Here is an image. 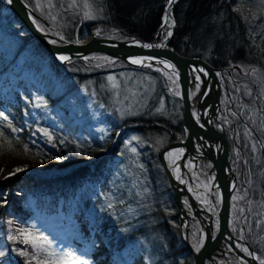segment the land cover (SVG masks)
I'll use <instances>...</instances> for the list:
<instances>
[{
	"label": "rangeland",
	"instance_id": "1",
	"mask_svg": "<svg viewBox=\"0 0 264 264\" xmlns=\"http://www.w3.org/2000/svg\"><path fill=\"white\" fill-rule=\"evenodd\" d=\"M24 2L34 12V20L38 27L50 36L56 38L63 36L62 40L73 43L77 40L81 43L92 35L127 40L119 32L107 28L102 23L100 0H88L95 17L91 19L84 16V0H76L78 7L72 8L68 7L72 0H24ZM240 2L246 11L250 9L248 17L259 19L264 30V0ZM6 3L7 0H0V94H6L10 83L15 82L10 89L11 94L6 95L14 100L16 95H19L22 101L28 104L26 124L34 128L33 130L47 141L52 150L57 151V147L52 143L50 129L44 124L70 130L76 135H80L84 129L96 135L97 139L93 155L88 157L56 156L45 161L6 159L1 168L3 171H0V179L14 177L22 179L19 177L25 176L51 178L74 169L81 171L80 168L83 166L92 164L95 155L104 154L112 138L120 134L116 151L118 154L116 158L120 161L119 163L117 161L108 179L105 181L97 178L88 179V176L92 177L87 173L88 180L78 182L76 187L69 181L60 184L64 190L61 187L63 193L59 195V201L69 203L74 209L69 214H75L76 211L80 216L79 220H72L69 217L66 221L62 220V210L55 215L43 210L31 213L34 195L29 194L30 191L26 193L25 189L30 188L32 182L22 185L30 222L27 227L19 228L15 235L16 239L20 236L26 246L24 251H16V256H21L24 264H29V261L30 264H36V261L31 260L32 246L24 243L25 236L19 235L21 232H33L47 237L52 249L75 250L77 255H83L89 264H99L105 259L114 264H132L134 259L138 258L141 259V263L135 264H153L157 258L149 254L148 244L136 235L133 238L128 236L133 234V228L156 221L158 216L154 217V213L165 217L167 224L174 228L178 227L179 232L180 229L184 231L178 218L176 200L171 194L172 190L168 189V180L161 164L155 158V155L170 142L183 140L186 136L183 128L182 102L180 95L175 94L179 92V86L176 87L165 75L166 72L170 75L172 71L159 66H138L141 70H129L125 68L124 61H117L118 59L102 53L90 54L86 56L89 57L87 60L71 59L73 62L68 64L70 71L75 70L88 75L96 72L105 73L99 85L94 82L96 77L84 80L78 96L75 94L55 104L54 99L63 93L62 84L54 78L53 71L39 59L37 53L29 48V45L33 44L32 40H25L28 35L26 30L21 27V23L13 16ZM37 4L44 6L38 8ZM48 4L54 7L49 8ZM53 16L54 20L51 18ZM85 22H92L94 28L81 40L79 34L84 32L81 27ZM97 32L100 34L97 35ZM23 43L26 45L23 46ZM92 57H108L112 63ZM109 76L114 77V81H109ZM225 76L229 79L228 91H223L220 99V116L230 141L231 164L237 176L232 196L230 228L235 237L245 236L248 241L251 239L254 245L264 252V73L254 68L235 65L231 71V78H228L227 73ZM173 80L178 84L175 76ZM20 83L26 87H19ZM113 83L117 86L113 87ZM154 113H163L167 118L166 128H170L169 132L154 134L150 138L134 133L121 137L122 130L118 127L124 124L125 120ZM177 150L179 149L174 151L173 156ZM141 153L145 154L144 157L150 164L147 168L139 160ZM184 162L188 171L193 172L192 179L198 186L203 188L204 185L210 184L212 175L208 174L204 167L201 168L197 164L194 168L190 161ZM17 167L24 170L11 176L6 173ZM149 171L153 173V179L148 177ZM193 193L199 202L209 198L201 192ZM47 195L50 197V194ZM234 196L237 199L234 200ZM203 205L207 207V204ZM59 222L62 224L59 225ZM3 224L4 220L0 214V228ZM188 228V241L194 250H197V245H200L203 237L201 225L193 218L189 220ZM104 230H108V233ZM0 252L6 255L11 251L1 247ZM20 252H26L28 255H20ZM15 254L12 253V257ZM4 255L0 256V264H8L7 259H3ZM257 256L260 259L258 254ZM226 257L228 264H240L234 256L226 254ZM41 259L51 261L52 258L41 254ZM217 264L225 263L218 260Z\"/></svg>",
	"mask_w": 264,
	"mask_h": 264
},
{
	"label": "trees",
	"instance_id": "2",
	"mask_svg": "<svg viewBox=\"0 0 264 264\" xmlns=\"http://www.w3.org/2000/svg\"><path fill=\"white\" fill-rule=\"evenodd\" d=\"M100 6L103 13L102 23L107 28L119 32L125 39H136L140 42L149 43L153 41L162 25L167 0H100ZM248 7L251 6L248 5ZM237 8L241 10L236 11ZM249 10L246 11L242 7L240 0H176L171 10L172 17L176 22L175 26L169 29L172 35L164 40V36L167 34V30L164 29V36H158L156 42H161L165 47L173 49L182 56L201 58L217 68L242 65L264 73V30L260 26L259 19L248 17ZM12 14L18 19L13 12ZM93 26L92 22H85L81 27L84 32L79 34V38L81 40L85 38L87 32L90 33L93 30ZM21 27L24 28L23 25ZM26 39L32 40L33 44L29 45V48L33 49L39 59L53 71L54 78L62 84L65 90L54 99L55 104L61 103V101L69 99L75 94L78 96L80 85L84 84V80L96 77L94 82L99 85L105 72L88 75L75 70L70 71L68 70V64L73 61L70 60L65 64H60L31 35L28 34ZM25 45L23 43V46ZM79 60L74 59V61ZM125 65V68L129 70H141L138 67ZM14 83H10L11 88L9 87V90L5 92L6 94H11L10 89L13 88ZM6 84L8 85L9 81ZM19 87L25 88L26 86L20 83ZM6 94H0V113H2L0 115V146H2L0 152L3 153L0 155V169L6 159L24 158L29 161H45L56 156L88 157L93 155L96 135L84 129L80 135H76V133H71L70 130L44 124L45 127L50 129L52 143L57 147V151L52 150L47 145V141L36 133L33 130L34 128L26 124L28 104L24 103L19 95H16V100H14L8 98ZM167 125V118L163 116V113H154L137 119H130L128 123L125 121L118 128L126 127L123 136L134 133L143 134L150 138L154 134H163L164 131L169 132L170 128H166ZM5 141L11 142L12 151H5L7 148ZM25 147H27V152H25ZM117 149L111 156L101 155L92 170L89 167L83 168L75 176L68 178L69 182L75 184L76 187L80 180L85 182L93 178L104 181L108 179L112 174L113 167L117 164V161L118 163L120 161L119 158H116L118 156L116 154ZM144 156L145 154L141 153L139 160L147 168L150 164ZM155 158L160 162L159 153L155 155ZM147 175L153 179L152 172H147ZM86 176H88V179L85 178ZM19 178L22 179L15 177L5 180L0 179V214L4 220L3 232L0 235V249L3 247L5 250L11 251L3 256V259H9L10 263L8 264H24L23 258L15 254L18 250L24 251L26 249L21 237L17 236L18 239L15 240L8 238L9 236H15L19 228L27 227L30 222L22 187L26 182H32L29 185L30 188L35 186L44 188L47 186L46 181L41 179L23 180V177ZM56 183L57 185H55ZM30 188H26L25 192L27 193V189ZM50 188L53 192L60 193L62 191L56 180L50 182ZM168 189L171 190L170 186ZM171 194L175 199L172 191ZM41 203L49 211H55L59 207L55 201L45 204L42 200L37 201V206L40 207ZM63 208L68 209L71 206L64 205ZM33 211L32 208L31 213ZM153 216H158L156 221L145 226L135 227L136 229L133 228V234L128 237L133 238L136 235L148 244L149 254L157 258L153 264H194L192 252L181 236L178 227L174 228L167 224L165 217L157 213H154ZM74 217L80 219L79 214L75 213ZM104 231L108 233V230ZM118 242L120 243V241ZM249 242L260 258L264 259V252L258 249L251 239H249ZM119 247H121V244ZM12 253L15 254L14 257H12ZM137 262L141 263V259H134L132 264ZM109 263L114 264L110 261L107 262V259L99 262V264Z\"/></svg>",
	"mask_w": 264,
	"mask_h": 264
},
{
	"label": "water",
	"instance_id": "3",
	"mask_svg": "<svg viewBox=\"0 0 264 264\" xmlns=\"http://www.w3.org/2000/svg\"><path fill=\"white\" fill-rule=\"evenodd\" d=\"M6 5L14 12L28 33L61 63L67 61H60L58 59L62 55L69 56L70 59H82L93 53H103L114 59L122 60L127 64L136 66L144 65L132 64L130 58L151 57L150 61L154 62L151 65L158 66L155 63L164 60L175 66L183 107V126L187 134L184 140L171 142L164 147L159 153V158L168 178L169 185L176 197L181 225H183V221L185 222L184 239L192 251L194 264H206L207 260L215 264L214 257H219L225 252L235 255L241 264H245L244 262L246 264H260L254 250L248 242L244 239L236 238L230 231L231 198L235 190L237 178L230 162L229 140L224 133V129L221 127L219 130L213 122L215 121L217 125H220L217 119V112L221 95V83L218 78V72L221 71L200 58L182 56L168 47L144 48L141 45L145 43H133L135 40H117L108 37H98L96 35H92L89 39L81 43L60 40L49 36L38 27L33 19L35 16L34 12L24 0H12L11 3H8L7 0ZM163 23L164 21L162 19ZM163 32L164 29L160 27L156 36L162 35ZM156 36L148 44L157 45L155 43ZM52 40H58L59 43H52ZM193 68L196 71H199L201 68L206 71L207 75H200L198 94L192 97L193 83L190 70ZM193 112H196L197 115L193 116ZM175 148H182V161L186 158H194L195 162L198 160H206L211 164L210 174L213 176L212 186L217 188L220 194V205L215 229L212 224L206 225L201 222L204 215L198 212L196 208L197 201L188 188L182 185V192L177 190V181L172 176L166 163V153ZM181 193H185L189 198L190 207L194 211L195 217L204 232L203 243L200 244L199 250H194L188 241V224L190 218L181 208ZM224 245L226 246V250L222 249ZM237 245H245L248 253L254 255L246 254ZM224 262L227 264L225 259Z\"/></svg>",
	"mask_w": 264,
	"mask_h": 264
},
{
	"label": "snow or ice",
	"instance_id": "4",
	"mask_svg": "<svg viewBox=\"0 0 264 264\" xmlns=\"http://www.w3.org/2000/svg\"><path fill=\"white\" fill-rule=\"evenodd\" d=\"M12 0H8V3H11ZM176 3V0H167V8H166V11H165V15L163 17V21L164 23L161 25V28L162 29H166L167 30V34L164 36V40H167L171 35H172V32L171 29L172 27L175 26V20L173 19L172 17V6L173 4ZM44 5H41V4H37L36 7H43ZM49 8L51 7H54V5L52 4H48L47 5ZM69 8H72V7H78V5L76 4V0H72V3H70L68 5ZM83 7L85 9L84 11V16L85 18H95L94 17V14L91 10V5L88 3V0H84V4H83ZM241 9L240 8H237L236 11H240ZM53 20L55 19V17H51ZM97 35H99L100 33L97 32L96 33ZM60 39H64L63 36L60 37ZM76 43H80L79 40L75 41ZM52 43H55V41H52ZM133 43H139L137 41H133ZM142 47L144 48H152V47H164L165 45L164 44H157V45H151V44H143L141 45ZM60 60L64 61V60H69L70 57L69 56H60L59 57ZM85 60L89 59V57H84ZM92 59H98V60H103V61H106L108 63H112V61L109 60L108 57H92ZM151 57H142V58H130V62L132 64H143L144 66H147V67H151L152 65L151 64H147L146 61L147 60H150ZM158 63L160 64H163L165 65L166 68H170L172 69V73L169 75V73H165V75L168 76L169 80H172V83L174 85H176V87H178V84L175 80H173V76H176L177 73L175 71V66L172 65L171 63H169L168 61H164V60H160L158 61ZM101 65H97V67H100ZM199 71L203 72V69H199ZM205 75H207V73H205ZM108 80L109 81H114V77L112 76H109L108 77ZM196 80L199 81L200 80V77L199 76H196ZM117 85L115 83H113V87H116ZM200 88V84L197 83L196 84V90L198 91ZM176 95H180V93L177 91L175 93ZM195 92H192L191 95L192 96H195ZM0 115H2V113H0ZM197 113L196 112H193V116H196ZM5 119H7L5 117ZM45 135H47V133H45ZM49 139H51L49 137ZM133 139H137V137H133ZM5 143L7 144V148L5 149V151H12V144L10 141H5ZM2 147V146H0ZM133 151H135V149H132ZM25 152H27V147H25ZM183 150H177L176 151V159H179L180 158V154H182ZM3 153L0 152V155H2ZM173 156V152H168L166 154V157L167 158H171ZM171 163H175L174 160L171 161ZM24 168L22 167H17L15 168L12 172H10L8 175L11 176V175H15L16 173L18 172H21L23 171ZM0 171H3L2 169H0ZM175 171L177 172V179H179V167L177 166ZM7 178V177H5ZM181 183H184L183 180H181ZM204 187L206 189H208L209 185H204ZM189 191H191V189H189ZM199 198V197H198ZM233 199H237V197H233ZM201 203L202 204H209L210 202L205 199V200H201ZM209 210H213L212 208H209ZM241 211H243V209H241ZM19 235H23L25 236V240H24V243L26 244H30L33 248V253L31 254V260L33 261H36V264H89V261L87 259H84L83 258V255H77L76 251L75 250H64V249H60L59 251H56L55 249H52L51 247V242H49L47 240V237H44L40 234H37V233H33V232H21L19 233ZM10 240H15L16 237L15 236H9L8 237ZM200 243L202 244L203 243V237H201V240H200ZM237 247H241V250L243 252H245L246 254H250L248 253V250L247 248H243L242 246L240 245H237ZM197 250H199V245H197ZM20 255H28V253L26 252H20L19 253ZM41 254H46L47 257H50L52 258L51 261L48 260V259H41ZM4 255L3 252H0V256ZM250 255H254V254H250ZM59 258V259H57ZM29 264H30V261H29ZM260 264H264V259H262L260 261Z\"/></svg>",
	"mask_w": 264,
	"mask_h": 264
},
{
	"label": "bare ground",
	"instance_id": "5",
	"mask_svg": "<svg viewBox=\"0 0 264 264\" xmlns=\"http://www.w3.org/2000/svg\"><path fill=\"white\" fill-rule=\"evenodd\" d=\"M164 16V15H163ZM34 19V18H33ZM163 19V18H162ZM35 21V20H34ZM36 23V22H35ZM40 28V27H39ZM42 30V29H41ZM47 34V33H46ZM49 35V34H48ZM50 36V35H49ZM156 36V35H155ZM159 37H163L164 36V32L162 35H158ZM156 36V39L157 37ZM56 38V37H55ZM57 39H60V38H57ZM62 40V39H60ZM127 40H135L137 42H140L136 39H127ZM52 41H55V43H59L58 40H52ZM65 41V40H64ZM144 43V42H142ZM151 43V42H149ZM155 43H156V40H155ZM145 44H148V43H145ZM157 44V43H156ZM165 47V46H164ZM50 54V53H49ZM60 57V56H59ZM58 57V59H59ZM137 58H142V57H137ZM201 59V58H200ZM55 60L61 64V62H59L56 58ZM60 60V59H59ZM71 60V59H70ZM70 60H67L66 62H69ZM203 60V59H202ZM62 61V60H60ZM205 61V60H204ZM206 63H208L207 61H205ZM147 64H151V63H154L150 60H147L146 61ZM156 65H158L160 68H166L165 65L163 64H160L158 63V61L155 63ZM209 64V63H208ZM131 65V64H129ZM210 65V64H209ZM133 67H138L136 65H131ZM152 66H155V65H152ZM212 66V65H211ZM214 67V66H212ZM170 71H172V69L170 68H166ZM201 69V68H200ZM176 73H177V70L175 69ZM206 71L203 70V72H199V71H196L194 68L190 70V75H191V79H192V83H193V92H195L197 95L198 94V91L196 90V84L199 83L200 84V80L197 81L196 80V76H199L201 74L205 75ZM177 76V75H176ZM175 76V77H176ZM177 79V78H176ZM193 97V96H192ZM130 120V119H129ZM129 120H125L127 123L129 122ZM124 121V122H125ZM125 133V131H124ZM120 140V138H119ZM174 153V151H172ZM174 160L175 163H171V161ZM166 163H167V166L170 170V172L172 173V176L174 177V179L177 181V190L179 192H182V185H184L186 188L191 189L190 193L193 195V197L195 198V195L193 192H201L203 194H206V196H208V201L210 202L209 204H207V207H205L201 202H199L197 200V203H196V208L198 209V212L202 213L204 215V218L201 220L202 223L206 224V225H210L212 224V226L216 227V224H217V217H218V209H219V205H220V194H219V191L217 188L213 187L212 186V182H210L209 187L208 189H206L205 187L201 188L200 186H198L196 184V182L192 179V173L193 172H189L188 169H187V166H186V163L183 162L181 160V156L179 159H176V155L172 156L171 158H167L166 157ZM179 167V179H177V172L175 171L176 167ZM11 171H6V173H10ZM59 172V171H58ZM56 172V173H58ZM181 180L184 181V183H181ZM196 199V198H195ZM180 202H181V208L184 212L187 213L188 217L190 219H193L195 218V214H194V211L191 209L190 207V202H189V198L187 197V195L185 193H181L180 194ZM209 208H212L213 210H209ZM202 231V230H201ZM202 235H204V232L202 231ZM201 244V243H200ZM222 249L223 250H226V246H222ZM228 251V249H227ZM225 252V251H224ZM226 255V252L224 254H221V256L219 257H214L215 258V261L217 262L218 260H222V259H225L227 261V264H228V259H226L225 256ZM225 256V257H224Z\"/></svg>",
	"mask_w": 264,
	"mask_h": 264
},
{
	"label": "flooded vegetation",
	"instance_id": "6",
	"mask_svg": "<svg viewBox=\"0 0 264 264\" xmlns=\"http://www.w3.org/2000/svg\"><path fill=\"white\" fill-rule=\"evenodd\" d=\"M234 66L235 65H233L232 67H225V68H221L220 70H222V72H221V74H219L218 76H219V79H220V82H221V85H222V95H223V91H225V92H227L228 90H227V87H228V85H227V81L229 80V79H227L226 78V76H225V73H227V76H228V78H231V71L233 70V68H234ZM222 95H221V97H222ZM220 112H221V103H220V108H219V111H218V119H219V121L221 122V116H220ZM224 131H225V133H226V129H225V127H224ZM226 135H227V133H226ZM200 165V166H199ZM194 166V163H192V167ZM198 166L199 167H204L203 169H205L206 171H207V173H208V166H209V163L208 162H203V161H200L199 163H198ZM194 168H196L195 166H194Z\"/></svg>",
	"mask_w": 264,
	"mask_h": 264
}]
</instances>
